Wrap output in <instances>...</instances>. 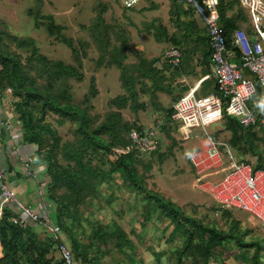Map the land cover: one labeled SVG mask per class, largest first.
I'll use <instances>...</instances> for the list:
<instances>
[{
  "label": "trees",
  "instance_id": "trees-1",
  "mask_svg": "<svg viewBox=\"0 0 264 264\" xmlns=\"http://www.w3.org/2000/svg\"><path fill=\"white\" fill-rule=\"evenodd\" d=\"M171 3L172 20L180 31L171 33L163 24L156 26L152 23V26L146 25L147 32L150 34L153 30L155 41L168 45L166 50H179L182 59H193L196 53L192 47H195L200 50L201 59L211 60L207 32L204 36L197 34L207 31L202 17L196 9L178 0H171ZM160 4L150 0L140 12L157 11ZM137 6L130 9L123 7V10ZM108 10L106 5L101 9L95 7L96 17L87 28L99 52L96 70L115 67L121 71L123 94L109 101V111L105 115H95L91 111L92 102L100 95L94 77L84 99L75 104L71 83L84 82L85 76L80 73L83 62L74 43L62 34L61 25L56 24L52 17L44 18L48 20L46 31L50 38L68 46L77 59V67L62 61H50L41 53L33 37L19 38L10 34L7 25L0 19V103H4L7 96L10 98V114L15 115L20 129L14 131L10 123H1L0 127L7 129L11 135L21 131L16 142L22 138L24 144L38 149V157L46 169L45 177L49 178L42 196L50 205V218L61 232L56 239L44 229L43 223L30 221L26 226L16 225L14 220L21 216V212L13 205H7L0 221V264H67L62 247L70 251L73 264H226L231 257L246 264H263L264 241L247 239L249 231L242 230L240 221L233 219L232 211L211 204L206 206L207 211L221 213L229 225L228 230L220 229L214 222L205 223L195 215L189 216L161 189L157 192L149 187L148 178L154 164L146 162L143 157H158L161 164L167 160V155L163 154L162 135L166 134L175 145L172 135L179 128V124L172 119L173 106L167 110L160 109L161 112L154 117L153 128L158 120L164 119L157 129L158 148L154 152L142 153L132 149L131 133L138 132L144 136L150 130L141 124L139 112H146L151 105L157 106V94L171 89L164 85L165 77L156 68L158 61L167 57L164 52L163 56L148 60L144 52L130 44L122 29L114 31L116 40L122 45L113 46L110 33L115 26L104 18ZM219 12L220 24L228 35L230 48H233L232 34L250 22L249 15L239 0H220ZM181 14L193 20L190 23L182 21ZM195 16L202 20L204 29L199 28ZM39 18L35 17V20H44ZM246 32L252 36V26ZM191 40L196 41L195 46L191 45ZM80 44L84 47L89 43ZM13 47L18 51L15 52ZM234 50L240 59V53L236 48ZM21 52L27 54L25 62ZM128 53L138 61L125 66ZM142 80L149 81L151 86L142 83ZM139 84H142L141 89L137 88ZM146 97L152 101L151 105ZM249 106L256 115L264 118V90L258 88ZM126 110L134 114L133 121L124 118ZM49 116L58 117L57 123L61 127L68 121L72 122L75 126L74 140L63 143L58 131L47 121ZM223 121L226 130L231 133L230 139L224 142L231 147L238 160L251 164L250 158H255V170H264L261 151L264 147V125L244 128L237 119L227 114ZM128 147L131 148L128 154L119 159L113 158V150ZM170 156L173 157L172 153ZM187 158L194 174L191 155ZM117 181L119 185H116ZM104 186L112 190L111 194L102 193ZM118 189L135 195L136 205L141 204V215L133 219L138 229L132 227L128 232L122 227V211L116 215L118 218L110 222L97 217L99 213L112 212V202L122 198L117 193ZM103 202L105 205H102ZM194 212L199 211L196 208ZM167 222L170 225L165 226ZM88 228L91 229L89 234ZM148 229L154 230V233L148 232ZM260 229L264 230L263 227ZM147 238L151 244L146 247ZM157 238L161 243L156 247ZM178 241L179 245H176ZM108 260L110 263H107Z\"/></svg>",
  "mask_w": 264,
  "mask_h": 264
},
{
  "label": "rangeland",
  "instance_id": "rangeland-1",
  "mask_svg": "<svg viewBox=\"0 0 264 264\" xmlns=\"http://www.w3.org/2000/svg\"><path fill=\"white\" fill-rule=\"evenodd\" d=\"M148 1L150 0H144L135 9L124 11L123 4L119 0H0V19L5 22L10 34L19 38L33 37L36 40L37 47L40 49L41 53L50 61H62L65 64L77 67V59L72 55V51L68 46L57 39L50 38L46 31L48 20L44 18L52 17L56 24L61 25V27H63L62 34L68 39H71L80 54V60L83 62V67L80 69V73L85 76L84 82L78 83L73 81L71 83L74 90L75 104L80 103L84 99L91 85V79L94 77L100 95L92 102L93 110L91 111L95 115H105L109 111V101L116 98L118 95L123 94L120 83L121 71L115 67L103 68L100 71L96 70L97 61L99 60V52L91 41L87 31V28H90L91 23L96 17L95 11L93 10L95 7L96 9H101L105 5L109 7L107 13L104 14V18L107 23H111L115 26L110 33L113 46L119 47L122 45L121 42L119 43L116 40L117 34H115V32L122 29L121 32L125 34L130 44L138 51L146 46V54L151 58H156L161 55L163 56L165 48L168 47V45L157 43L153 37V30H151V33L149 34L146 25L148 27L152 26V23H156V26L158 24H163V26L171 33H176L180 30L175 26V20H172L173 17L170 12L172 4L171 0H154L156 3H162L160 4L161 7L159 6V10L140 12L146 6ZM226 1L229 2L232 0ZM35 17H42L44 20L37 22ZM195 19L200 25L199 28L201 29L202 27L204 29L202 20H200L198 16H195ZM157 20L160 22H156ZM181 20L189 21L188 23H190L193 18L181 14ZM37 24L38 26H36ZM250 26L251 24L248 21L243 24V29L248 31ZM84 27L86 29H84ZM197 34L204 36L206 30H202ZM177 37L181 36L178 35ZM80 42L89 44L88 46L85 45L83 47ZM190 42L192 46H195V40H191ZM192 48L193 52L199 53L195 47ZM13 49L15 52L18 51L15 47H13ZM21 54L22 61L25 62L27 54H23L22 52ZM85 54L87 56L84 57L83 55ZM128 55V60L124 62L125 66L138 61L132 54L128 53ZM191 55H193V53H191ZM162 64L163 63L161 62V65ZM142 83H146L145 80H142ZM137 88L141 89L142 84H139ZM146 99L147 103L151 105L152 101L148 100L147 97ZM164 105L170 108L172 104L169 100H166L164 101ZM152 110L153 108L151 105L146 112L140 111L138 114L139 117L141 116L142 120H144L142 123L147 127L146 130L153 129L154 127V123L151 119ZM123 115L126 120L133 121L134 119V114L129 110L124 111ZM57 119L58 117L55 118L54 116H49L47 121H49L58 131V135L63 143L73 141L75 138L73 133L75 129L74 124L68 121L63 127H61L57 123ZM12 131L13 129H11V132ZM207 131L214 136H219L221 141L224 139L228 141L230 139L229 132L226 130L223 120L211 124L207 128ZM16 133H19V131H16ZM172 136L176 142L175 145H173L172 141L168 139L166 134L162 135V141L164 144L163 154L167 155L165 163L161 164L158 157H143L146 162L152 161L154 164L153 172L148 178L149 187L157 192L158 189H161L166 196H169V200H173L174 203L181 207V209L189 216L195 215L197 219H200L205 223L214 222L217 224L218 228L228 230L229 225L221 213L215 214L212 211L206 210L207 205H213L212 199L205 194L193 190L192 184L195 173L193 174V169L189 164L187 156L192 155L193 152L199 149V139L192 136L191 139H186L183 142L179 130H177V133H174ZM12 137L13 140L16 141V134H13ZM261 148L264 158V147L262 146ZM35 151L38 154L37 148H35ZM171 153L173 157H168ZM250 160L253 164L257 163V159L255 158H250ZM42 166L45 167L43 163L38 165L40 169H42ZM221 179L222 176L215 177L211 179V181L218 182ZM116 185H119V181H117ZM101 191L102 193L107 194H111L112 192L107 186H104ZM117 193L120 194L122 198L120 197L121 199L112 202V212L109 211L103 214L99 213L97 214V217L99 216V218H104L107 222H110L118 218L116 215L122 211V227L128 232L132 230V227L138 229L139 227L134 225L135 221L133 219L135 217L138 218L141 215V204H138L137 206L135 203V195L129 194L126 190L120 191L118 189ZM102 205H105V203L103 202ZM196 208L199 211L198 213L194 212ZM232 215L235 221L236 219L240 221L242 224V230L249 231L247 239L251 240L253 238L264 241V230L260 229L262 224H260L259 221L256 219L254 220L250 214L238 210L232 211ZM251 219L255 222H252ZM168 225H170L169 222L165 223V226ZM149 231L154 233V230L148 229V232ZM87 232L88 234L91 233V229L88 228ZM146 240H148L145 244L147 247L151 244V241L148 238ZM155 241H157L155 242V246L157 247L161 242H159L158 238ZM176 245H179V241L176 242ZM107 263H110V260H108Z\"/></svg>",
  "mask_w": 264,
  "mask_h": 264
},
{
  "label": "built area",
  "instance_id": "built-area-1",
  "mask_svg": "<svg viewBox=\"0 0 264 264\" xmlns=\"http://www.w3.org/2000/svg\"><path fill=\"white\" fill-rule=\"evenodd\" d=\"M120 1L123 7L130 9L143 0ZM239 1L249 15L254 34L251 36L245 30L237 29L232 34L233 48H230L228 35L220 24V0H178L196 9L205 23L212 55L210 77L216 82L217 92L198 98L192 90L174 103L172 119L179 124L182 141L192 136L200 141L199 149L191 155L195 169L193 190L209 196L217 208L248 213L264 225V170H255L254 165L238 160L228 144L207 131L211 124L223 120L225 114L237 119L244 128L264 125V118L256 115L249 106L258 88L264 90V0ZM235 48L240 53L241 66L232 61L237 57ZM165 55L174 67L180 66L183 55L179 50L172 48ZM243 70L249 71L255 79L245 77ZM162 122L164 119L158 120L155 128L144 136L132 132L131 148L142 153L154 152L158 148L157 129ZM15 134L17 139L20 138L19 133ZM131 148L113 150V158H121ZM23 167L26 175L37 176V167L33 168L32 162L25 161ZM221 176L218 182L211 181ZM5 177L4 172L0 173V221L4 207L13 205L21 212L14 220L16 225L26 226L30 221L43 223L44 229L57 239L61 232L49 216V203L39 210L25 205ZM61 252L67 264H73L70 251L62 247Z\"/></svg>",
  "mask_w": 264,
  "mask_h": 264
},
{
  "label": "crops",
  "instance_id": "crops-1",
  "mask_svg": "<svg viewBox=\"0 0 264 264\" xmlns=\"http://www.w3.org/2000/svg\"><path fill=\"white\" fill-rule=\"evenodd\" d=\"M166 49L167 47L165 48V53L168 51ZM139 51L144 52L148 60H152V58L146 54V46H144L142 50L139 49ZM194 53H196V56L194 55L193 59H181L180 66L178 67H174L171 62H169V59H162L161 61H158L156 68L162 71V75L165 77L164 85H167L166 87H170L171 89H169L168 92L157 94L159 100L158 104H156L157 106L152 107V121H154V117L156 116V114L158 112H161L160 109H169V107L164 105V101L166 100H169L172 104L171 106H173L174 103L177 102L178 98L183 97L192 90H195V94L198 98L216 94L215 80L214 78L210 77L212 71L211 60L201 59L202 55L200 54V52ZM232 61L239 66H241L242 64L241 59H238V57H236V59H233ZM161 62L163 63L162 65ZM243 75L248 79H255V77L247 70H243ZM145 82L148 86H151L149 81L145 80ZM9 100L10 98L7 96L5 102L0 103V125L1 123H10L13 125L14 131L16 129L19 130L20 126L15 115L10 114L12 112V109L9 105ZM140 121L143 125L142 121L144 120H142L141 116ZM144 128L147 127L144 126ZM2 129L3 128L0 127V173H5L7 183L16 192L19 199L25 205L39 210V207L48 204L46 198L42 196V194L40 195V193H43L44 189L46 188L47 181H49V178L45 177V167L42 166V169L38 167L39 164H42V161L35 151L36 147L24 144V142H22V138L18 142H16L15 140H13L11 133L7 129ZM19 133H21V131H19ZM230 137L231 133L229 132V138ZM25 161L32 162L33 168L37 167L38 174L36 177H30L25 174L23 167ZM251 164L254 166L256 165L253 164L252 161ZM253 219H251L252 222H255V219ZM1 256L2 247L0 244V257ZM226 264L246 263H242L240 261L238 262V260L231 257L226 262Z\"/></svg>",
  "mask_w": 264,
  "mask_h": 264
},
{
  "label": "clouds",
  "instance_id": "clouds-1",
  "mask_svg": "<svg viewBox=\"0 0 264 264\" xmlns=\"http://www.w3.org/2000/svg\"><path fill=\"white\" fill-rule=\"evenodd\" d=\"M143 1H144V0H143ZM143 1H142V2H143ZM142 2H141V3H142ZM141 3H140V4H141ZM138 5H139V4H138Z\"/></svg>",
  "mask_w": 264,
  "mask_h": 264
},
{
  "label": "water",
  "instance_id": "water-1",
  "mask_svg": "<svg viewBox=\"0 0 264 264\" xmlns=\"http://www.w3.org/2000/svg\"><path fill=\"white\" fill-rule=\"evenodd\" d=\"M263 227H264V225H263Z\"/></svg>",
  "mask_w": 264,
  "mask_h": 264
}]
</instances>
